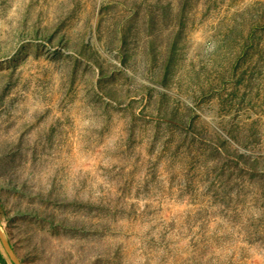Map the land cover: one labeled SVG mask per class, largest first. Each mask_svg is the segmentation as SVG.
<instances>
[{
	"label": "rangeland",
	"instance_id": "obj_1",
	"mask_svg": "<svg viewBox=\"0 0 264 264\" xmlns=\"http://www.w3.org/2000/svg\"><path fill=\"white\" fill-rule=\"evenodd\" d=\"M0 226L23 264H264V0H0Z\"/></svg>",
	"mask_w": 264,
	"mask_h": 264
},
{
	"label": "water",
	"instance_id": "obj_2",
	"mask_svg": "<svg viewBox=\"0 0 264 264\" xmlns=\"http://www.w3.org/2000/svg\"><path fill=\"white\" fill-rule=\"evenodd\" d=\"M0 240L5 248L7 254L9 255L10 259L14 264H23L17 255L14 247L12 246L11 242L7 239L6 235L4 234L1 226H0Z\"/></svg>",
	"mask_w": 264,
	"mask_h": 264
}]
</instances>
